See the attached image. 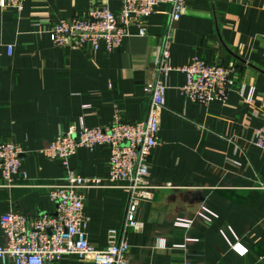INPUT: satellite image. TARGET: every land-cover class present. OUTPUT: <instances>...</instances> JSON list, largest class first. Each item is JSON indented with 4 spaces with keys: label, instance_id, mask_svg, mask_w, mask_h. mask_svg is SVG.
<instances>
[{
    "label": "crops",
    "instance_id": "obj_1",
    "mask_svg": "<svg viewBox=\"0 0 264 264\" xmlns=\"http://www.w3.org/2000/svg\"><path fill=\"white\" fill-rule=\"evenodd\" d=\"M106 3L116 11L121 0H25L23 9H0V139L22 145L28 179L5 186L0 178V216L20 211L30 216L52 213L54 204L44 184L64 176L62 165L41 153L72 124L111 123L115 109L124 120L144 117L156 78L155 60L163 42L168 6L136 25L110 52L72 44L59 47L46 32L63 17L80 15ZM262 0H187L175 24L169 63L182 66L195 56L234 65L225 103L208 107L178 92L185 73L171 71L165 107L160 115L159 145L149 157V181L172 185L139 201V231H129L130 264H264V152L249 145L254 128L264 120V9ZM12 47L11 54L7 46ZM253 87L251 101L240 89ZM108 148H78L69 167L83 177L108 175ZM125 193L116 188L89 187L84 211L86 237L97 248L106 233L119 227ZM215 213L206 220L197 212ZM178 218L189 226L176 225ZM5 238L0 230V245ZM160 244V245H159ZM231 244L244 250L240 255ZM54 264H93L66 256Z\"/></svg>",
    "mask_w": 264,
    "mask_h": 264
},
{
    "label": "built area",
    "instance_id": "obj_2",
    "mask_svg": "<svg viewBox=\"0 0 264 264\" xmlns=\"http://www.w3.org/2000/svg\"><path fill=\"white\" fill-rule=\"evenodd\" d=\"M24 1L0 0V9L11 8L19 13ZM160 3L168 6L161 11L166 15V27L155 60L156 78L147 88L149 101L144 117L135 121L124 120L115 109L111 123L96 126L72 124L41 149L45 157L59 162L64 169L61 179L44 184L48 190L47 196L55 206L54 211L37 216L20 211L3 213L0 216V230L5 243L0 245V264H54L66 256H75L80 261L90 260L93 264H130L127 235L129 231H139L142 227V222L136 216L139 201L151 198L155 189L172 187L169 184L154 185L148 179L149 157L160 143L159 122L167 89L164 78L173 70L183 71L185 82L177 88L178 92L184 99L208 107L214 102H226L233 82L231 74L234 65L209 62L199 56L178 67L169 63L173 29L187 0H121L116 11L102 3L80 15L54 21L46 28L56 46L76 44L96 50L102 41L105 50L110 52L129 35V25H136L138 34L143 35L146 18L157 11ZM261 7L264 9V0ZM261 37L264 39V33ZM11 51L12 47L8 45L7 52L11 54ZM253 93V87L242 86L240 89V95L246 101L252 100ZM253 134L249 145L264 152V120L254 128ZM97 144H104L108 148L107 177H83L69 167V157L78 148L92 150ZM23 152L20 143L0 139L2 185L40 186L16 181L28 179L23 168ZM89 187L116 188L125 193L120 225L107 230L106 245L101 249L86 237L89 218L84 211V199ZM197 215L210 220L215 213L201 206ZM190 221L178 218L175 224L189 226ZM230 246L240 255L244 254V250L237 245Z\"/></svg>",
    "mask_w": 264,
    "mask_h": 264
}]
</instances>
